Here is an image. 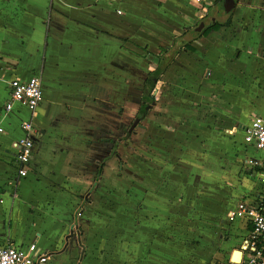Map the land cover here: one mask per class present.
<instances>
[{
  "label": "crops",
  "instance_id": "obj_1",
  "mask_svg": "<svg viewBox=\"0 0 264 264\" xmlns=\"http://www.w3.org/2000/svg\"><path fill=\"white\" fill-rule=\"evenodd\" d=\"M238 1L233 11L227 13L220 7L221 1L216 0H0V124L4 130L0 134V244L25 250L34 245L40 252L54 254L56 258H72L74 249L65 247L73 224L68 221L70 213L62 211V207L76 202L77 196L64 190L56 192L47 182L48 178L65 175L64 170H76L80 174L79 163L85 162L86 156L79 148V142H83L80 125L84 121H95L93 116L102 117V112L96 108L102 106L103 96L110 105L119 99V90L124 89L120 78L133 72L135 49L155 55L168 49L178 35L184 37L190 32L192 23L209 14L216 3L218 11L222 9L227 14L230 24L193 40L216 23L211 21L206 25L199 21L193 30L200 23L205 26L187 41L192 48L187 53L204 63L209 72L219 69L221 64V69H227L228 65L223 63L231 64L233 57L238 64L247 66L251 54L260 53L262 72L255 79L261 84V89L257 90L261 98L249 104L258 113L248 111L247 115V111L243 112L247 123L237 122L223 129L230 137L239 136L242 146L235 153L236 157L233 156L234 162L228 156L216 169L196 175L189 186L195 198H199L197 191H202L201 188L213 194L214 199L218 198L211 209L221 217L214 218L223 234L232 236L228 243L234 248L233 257L239 254L247 228L239 218L229 222L227 212L239 201L253 203L258 196H264V153L245 145L241 130L254 116H264V20L261 17L260 22L255 21L254 35L248 34L245 27L236 40L226 36L232 28L231 14ZM32 76L41 80L43 99L33 118L34 150L29 171L19 178L12 144L23 136L20 124L29 120L31 114L20 104H14L11 111L4 114V106L9 99L8 82ZM126 89L132 88L126 86ZM22 112L29 116L19 119ZM72 157L83 161L80 159L77 167L69 159ZM249 160L255 164H248ZM203 175L207 181H201ZM79 179L78 176L73 181L75 189L81 185ZM56 202V209L60 208L59 218L55 217ZM181 202L170 204L177 208ZM186 203L188 209L196 204L195 201ZM219 234L216 237L221 240L223 235ZM126 244L135 259L141 244L135 239ZM45 247L52 251L47 252ZM239 260L233 259L235 263ZM86 262L87 254L83 253L81 263ZM60 263L71 264L69 259Z\"/></svg>",
  "mask_w": 264,
  "mask_h": 264
},
{
  "label": "rangeland",
  "instance_id": "obj_2",
  "mask_svg": "<svg viewBox=\"0 0 264 264\" xmlns=\"http://www.w3.org/2000/svg\"><path fill=\"white\" fill-rule=\"evenodd\" d=\"M218 9L214 3L211 12L193 22L192 30L182 40L196 36L193 29L199 21L206 25L225 22L227 14ZM261 17L264 20V0H239L226 36L236 40L245 27L248 34L254 35V23ZM134 53L133 72L120 78L124 89L120 86L119 99L110 105L103 96L102 106L96 108L102 117L93 116L95 121L80 125L83 142H79V148L86 155L85 162L79 163L80 174L64 170L65 175L48 178L56 192L64 190L77 199L62 207L70 213L68 221L73 224L65 248L74 249V255L56 258L50 253L47 264H61V260L68 259L71 264H83V253L87 254L86 264L97 260L98 264H116L117 259V264L234 262V248L228 243L232 236L223 234L215 219L221 216L211 209L218 198L204 188L195 198L189 185L196 175L216 169L228 156L234 162L241 145L239 136L230 137L223 129L237 122L247 123L243 112L258 113L249 104L261 98L257 92L261 84L255 79L262 72L260 53H252L247 66L233 57L231 64L223 63L227 69H221V64L209 72L204 63L181 50L154 85L151 95L155 103L139 123L134 121L143 105L141 89L157 63L148 61L144 50L136 48ZM28 116L22 112L19 119ZM69 159L77 167L78 161H83ZM78 176L81 185L75 189L73 181ZM205 176L201 181H207ZM178 201H182L180 206H171ZM186 201H195L194 208H186ZM57 206L58 202L54 207L58 211L55 217L59 218ZM160 214L163 216L158 217ZM149 223L153 225L149 227ZM216 234L223 235L222 239ZM133 239L141 244L135 259L126 244ZM45 250L52 251L48 247Z\"/></svg>",
  "mask_w": 264,
  "mask_h": 264
},
{
  "label": "built area",
  "instance_id": "obj_3",
  "mask_svg": "<svg viewBox=\"0 0 264 264\" xmlns=\"http://www.w3.org/2000/svg\"><path fill=\"white\" fill-rule=\"evenodd\" d=\"M119 14L120 11H117ZM9 99L4 106V114L11 111L14 104H20L31 114V118L23 121L20 128L23 136L13 142L17 164V176L22 178L29 171L32 160L34 141L33 118L36 109L43 99V89L41 80L37 76H32L27 80L18 78L8 82ZM243 142L258 152L264 153V116H254L248 125L241 128ZM4 132L0 124V134ZM248 164H255L248 161ZM227 220L233 222L239 218L246 225L247 233L240 243V260L229 264H264V196L260 195L257 201L248 203L239 201L227 212ZM49 254L40 252L34 245L27 250L14 245L0 244V264H46Z\"/></svg>",
  "mask_w": 264,
  "mask_h": 264
},
{
  "label": "trees",
  "instance_id": "obj_4",
  "mask_svg": "<svg viewBox=\"0 0 264 264\" xmlns=\"http://www.w3.org/2000/svg\"><path fill=\"white\" fill-rule=\"evenodd\" d=\"M221 0H219L220 2ZM230 19L228 18L225 22L219 23L216 22L214 24L209 25L200 35L197 37L193 38L195 40L196 38L200 36H206L210 31L213 30H218L220 27L223 26H228L230 24ZM183 35L177 37L171 47L168 49H162L158 54H152L146 52V58L149 61L155 60L157 63V66L155 70L151 71L149 73V77L147 80L144 82L142 86V95H141V102L142 104L147 107L149 105H153L155 103L154 97L151 95L153 88H154V83L153 81L158 82L159 77L164 73V71L173 64L175 61L176 56L181 52V50H186V51H192V48L190 47V42L183 41L182 40ZM141 106L138 111L137 115V120L141 121L142 119L145 118L146 115V110L143 109Z\"/></svg>",
  "mask_w": 264,
  "mask_h": 264
},
{
  "label": "water",
  "instance_id": "obj_5",
  "mask_svg": "<svg viewBox=\"0 0 264 264\" xmlns=\"http://www.w3.org/2000/svg\"><path fill=\"white\" fill-rule=\"evenodd\" d=\"M238 0H221L220 7L224 9L225 12H232L235 8ZM204 23H200L199 26L195 29V33H200L201 30L204 28ZM156 84V81H153ZM148 107H143V109H147ZM137 123V120L135 121ZM240 254V253H239Z\"/></svg>",
  "mask_w": 264,
  "mask_h": 264
},
{
  "label": "bare ground",
  "instance_id": "obj_6",
  "mask_svg": "<svg viewBox=\"0 0 264 264\" xmlns=\"http://www.w3.org/2000/svg\"><path fill=\"white\" fill-rule=\"evenodd\" d=\"M239 258H240V255H239L238 253H236V254L234 255V257H233L234 261L239 260Z\"/></svg>",
  "mask_w": 264,
  "mask_h": 264
}]
</instances>
